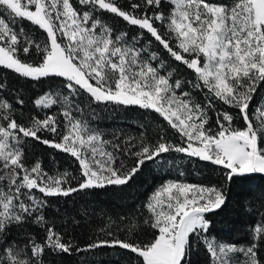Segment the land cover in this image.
<instances>
[{"label": "snow or ice", "instance_id": "snow-or-ice-1", "mask_svg": "<svg viewBox=\"0 0 264 264\" xmlns=\"http://www.w3.org/2000/svg\"><path fill=\"white\" fill-rule=\"evenodd\" d=\"M262 93L264 0H0V264H55L102 248L123 250L127 264H194L193 255L264 264V189L248 193L245 242L214 234L211 217L227 207L225 185L264 175ZM101 105L153 114L152 134L141 123L138 136L108 137L92 123ZM36 144L55 152L46 161ZM185 161L213 166L219 179H180ZM148 164L178 176L115 231L111 217L93 227L85 212L58 227L47 215L50 198L128 185ZM74 225L89 232L83 245L65 237Z\"/></svg>", "mask_w": 264, "mask_h": 264}, {"label": "trees", "instance_id": "trees-1", "mask_svg": "<svg viewBox=\"0 0 264 264\" xmlns=\"http://www.w3.org/2000/svg\"><path fill=\"white\" fill-rule=\"evenodd\" d=\"M122 2L127 3V0H122ZM104 19L117 31L126 27L119 18L111 14H104ZM176 74H186V70L182 66H177ZM20 83L25 84L24 81H20ZM25 87H27L26 84ZM48 87V84H42L39 89L26 91L25 96L30 98L33 93L47 90ZM261 95H264V93ZM103 109V105L98 106L99 119L92 121V123L104 130L108 137H111L113 132L121 133L124 138L138 136L141 123L149 126V135H151V129L155 127L153 121L149 119L153 114L137 107L116 108L109 105L107 111ZM33 152L47 161L49 155L54 153L55 150L36 144ZM56 155L61 162V169H68L74 175L77 174L71 165L70 158L60 153H56ZM183 170L186 175L180 177V179L188 182L214 183L219 179L217 176L218 170L214 171L213 166L205 163L185 161ZM197 173L200 174L197 175ZM177 176L178 173L174 168L161 170L154 164H148L128 185L93 189L74 194L69 198H50L52 206L47 210V215L57 220L58 227L61 219L69 220L74 217H83L85 212L87 213L88 223L92 224L93 227H106L108 218L111 217L116 223L112 224L110 230L115 231L119 222L118 218L121 215L139 209L146 196L153 190L154 186H158L162 182V179H176ZM225 188L230 189L229 202L227 207L219 214H211L212 232L225 240L245 242L247 240V226L253 217L245 212L244 205L250 199L248 196L250 191L264 189V175L254 174L237 177L231 185H225ZM83 223L84 220L81 219V224ZM117 234L123 235L122 231ZM88 235V231L75 225L68 228L65 233L66 238H75L81 245L87 242ZM53 259L55 264H127V254L123 250L112 248L99 249L94 255L64 254ZM192 259L194 264H203L205 257L203 255H193Z\"/></svg>", "mask_w": 264, "mask_h": 264}]
</instances>
